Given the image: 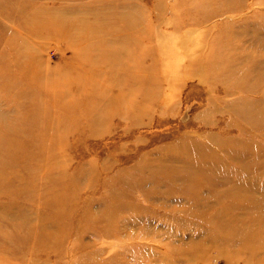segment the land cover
<instances>
[{"label": "rangeland", "instance_id": "374dc122", "mask_svg": "<svg viewBox=\"0 0 264 264\" xmlns=\"http://www.w3.org/2000/svg\"><path fill=\"white\" fill-rule=\"evenodd\" d=\"M0 264H264V0H0Z\"/></svg>", "mask_w": 264, "mask_h": 264}, {"label": "bare ground", "instance_id": "6f19581e", "mask_svg": "<svg viewBox=\"0 0 264 264\" xmlns=\"http://www.w3.org/2000/svg\"><path fill=\"white\" fill-rule=\"evenodd\" d=\"M250 117V116H249Z\"/></svg>", "mask_w": 264, "mask_h": 264}]
</instances>
